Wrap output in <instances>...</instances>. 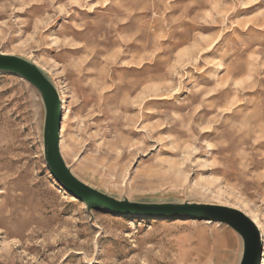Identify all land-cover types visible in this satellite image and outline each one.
<instances>
[{
	"label": "rangeland",
	"instance_id": "obj_1",
	"mask_svg": "<svg viewBox=\"0 0 264 264\" xmlns=\"http://www.w3.org/2000/svg\"><path fill=\"white\" fill-rule=\"evenodd\" d=\"M0 52L58 88L80 180L239 209L264 264V0H0ZM43 116L37 91L0 73V264H238L223 224L87 211L45 166Z\"/></svg>",
	"mask_w": 264,
	"mask_h": 264
},
{
	"label": "water",
	"instance_id": "obj_2",
	"mask_svg": "<svg viewBox=\"0 0 264 264\" xmlns=\"http://www.w3.org/2000/svg\"><path fill=\"white\" fill-rule=\"evenodd\" d=\"M0 73L17 76L38 93L44 110L42 127L43 158L55 182L87 211L110 213L134 220H197L223 224L241 241L238 264H261L263 238L255 221L243 211L197 202H136L114 198L80 180L65 162L60 149V130L64 109L58 90L33 61L0 52Z\"/></svg>",
	"mask_w": 264,
	"mask_h": 264
},
{
	"label": "bare ground",
	"instance_id": "obj_3",
	"mask_svg": "<svg viewBox=\"0 0 264 264\" xmlns=\"http://www.w3.org/2000/svg\"><path fill=\"white\" fill-rule=\"evenodd\" d=\"M57 90H58V88H57ZM59 91V90H58ZM64 115V114H63ZM252 218V217H251ZM253 219V218H252ZM253 221H254V219H253ZM256 223V222H255ZM257 224V223H256ZM257 226H258V224H257ZM259 227V226H258ZM260 229V228H259Z\"/></svg>",
	"mask_w": 264,
	"mask_h": 264
}]
</instances>
